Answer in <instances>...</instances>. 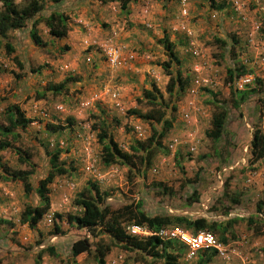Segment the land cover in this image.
<instances>
[{"label":"rangeland","instance_id":"1","mask_svg":"<svg viewBox=\"0 0 264 264\" xmlns=\"http://www.w3.org/2000/svg\"><path fill=\"white\" fill-rule=\"evenodd\" d=\"M11 1L19 7L28 0ZM52 10L69 17L65 37H51L39 22L35 30L44 45H37L29 37L27 20L0 38L1 44L8 42L14 49L8 54L0 47V66L5 69L0 72V125L12 106L29 118L18 130L19 137L8 139L10 146L0 149V264H96L91 251L71 256L70 244L83 237L107 242V236L91 237L64 220L66 213L79 212L73 199L87 193L90 183L108 193L104 202L111 207L141 201L148 215L236 218L234 238L207 264H264V233L253 234L240 220L254 216L256 202L264 201V157L251 161L249 153L253 129L264 132V85L255 81L264 78V0H135L126 10L117 2L101 0H45L33 18ZM163 35L173 43L179 60L171 65V73L178 70L188 78L179 97L165 89L168 76L160 63L167 56L159 41ZM232 38L233 59L228 52ZM214 39L224 40L225 46ZM109 47L117 52L113 64ZM233 62L248 71L233 83L247 92L237 107L231 105L225 81V68ZM63 81L60 89H46ZM151 83L163 101L175 107L166 109L172 125L161 140L162 148L143 176L122 164L102 163L96 140L101 120L122 150L129 151L134 140L148 136L149 124L125 111L148 109L136 99ZM209 91L226 110L216 141L205 135L213 111ZM46 123L62 128L52 132L45 129ZM54 146L61 149L59 160L71 169L49 184V208L31 228L19 217L24 205H35L38 198L33 191L25 195L20 181L6 178L3 169H28L15 153L16 148L25 151L34 188L47 171V151ZM54 212L62 215L60 234L53 233ZM258 222L263 229L264 221ZM195 258V252L188 255L186 249L179 262L194 264ZM104 264L162 263L115 244Z\"/></svg>","mask_w":264,"mask_h":264},{"label":"trees","instance_id":"2","mask_svg":"<svg viewBox=\"0 0 264 264\" xmlns=\"http://www.w3.org/2000/svg\"><path fill=\"white\" fill-rule=\"evenodd\" d=\"M51 3H59L63 0H48ZM135 0H101V2H117L121 10H126L129 2ZM45 0H28L22 6L17 7L11 0H0V38H4L7 32L24 26L27 20H31L29 28V37L37 45H44L36 33L35 26L42 22L47 29V33L51 37L63 38L66 36L69 27V17L63 12L52 10L43 17L33 18L43 7ZM160 43L165 51L167 59L160 63V67L164 74L168 76L165 89L167 94H175L179 97L188 83L187 76H183L178 70L175 74L171 73V65L179 64V60L173 50V43L163 35L160 38ZM214 41L220 42V45L225 46L224 40ZM236 40L232 38V44L229 45V54L233 59L236 55L232 51L233 43ZM3 47L6 53L14 51L13 47L4 42L0 47ZM14 61L21 65L16 56H13ZM5 69L0 66V72ZM244 64H235L225 68V81L228 86L229 98L231 105L237 107L239 102L246 96V91L239 90L233 85L235 79L247 74ZM67 81V78L64 79ZM52 84L47 90L55 91L60 89L64 83ZM255 81L264 85V78ZM177 88H174V87ZM206 90V89H205ZM211 99L209 104L213 106V111L210 115L209 128L205 130V135L216 141L222 134L224 123L226 120V110L222 104L214 99V93L209 91ZM143 101L148 109L140 112L135 108H128L125 113L133 115L149 124V134L143 140H134V143L129 146V151L122 150L116 141L112 138L110 132L106 128L103 120L101 125L96 126V140L100 146V160L102 163L109 165L113 163L122 164L127 167L128 171L140 173L142 176L144 170L150 165L151 158L156 151L162 148V138L166 132L171 128L172 119L165 116L166 109L169 107L171 111L175 109L174 105H167L155 86L150 84V88L142 91L141 98L136 99V102ZM98 113L100 111L98 110ZM94 119L95 114H90ZM5 124L0 125V149L9 147L8 139H17L19 137L18 130H22L29 122V118L23 116L22 112L17 106H12L8 109L5 118ZM68 124L70 120L67 119ZM157 125H159L157 127ZM45 129L49 131H57L62 128L61 125L46 123ZM250 160L256 161L264 157V132L259 128H254L251 133L249 141ZM17 160L19 163H24L29 166L28 169H3L6 178L10 180H18L21 183L23 193L28 195L33 191L38 202L35 205H24L20 213V222L26 223L33 228L38 220L49 208V184L54 177L67 174L71 167H67L59 160L61 149L54 146L47 151L48 154V168L43 177H41L36 186L33 188L29 175L32 171V164L29 161V156L25 151L16 148ZM29 163V164H28ZM166 190L162 183H158ZM77 194L73 199V204L79 208L77 213H66L64 220L68 225H72L77 229H83L91 237H97L100 234L107 236V242L101 238L96 241H89L88 237L77 239L70 244V254L75 256L81 252L92 253L96 264H104V256L110 250V247L119 244L120 247L127 251H137L143 256H149L153 259L161 260L162 264H181L179 257L186 251V245L176 237H168L165 235H158L160 230H169L178 228L189 235H194L199 231H207L214 236L220 245H224L228 239L234 238L232 225L237 221L236 218H229L226 220H212L203 216L190 217L181 214L160 213L148 215L141 208L142 202H128L118 207H111L105 204L104 200L107 197V192L99 190L93 183L89 184V188ZM236 202V200H232ZM258 215L261 217L258 218ZM62 215L54 212L52 214V229L53 233L60 234L61 228L58 221L61 220ZM247 227H249L253 234L259 235L264 233V226L258 225V220L264 221V201L258 200L255 204V215L241 218ZM127 226H136L142 230L147 231V234L139 235L131 233L126 229ZM51 251V247L45 248ZM215 248H201L195 251L194 264H207L213 256L217 254Z\"/></svg>","mask_w":264,"mask_h":264},{"label":"built area","instance_id":"3","mask_svg":"<svg viewBox=\"0 0 264 264\" xmlns=\"http://www.w3.org/2000/svg\"><path fill=\"white\" fill-rule=\"evenodd\" d=\"M184 0H181L183 2ZM107 55L109 57V61L113 64L117 60V52L115 49H112V47H109L107 50ZM130 232L131 233H137L138 231L145 232L147 234L148 232L145 230H142L136 226H130ZM158 235H165L168 237H176L179 240H181L187 247L188 255L193 254L196 250L201 248H215L217 252H221V246L214 236L210 234L207 231H199L194 235H189L183 232L182 230L178 228H172L169 230H160L158 232Z\"/></svg>","mask_w":264,"mask_h":264}]
</instances>
